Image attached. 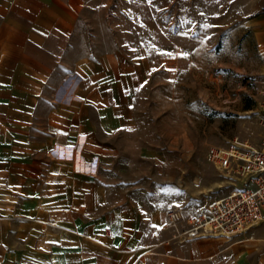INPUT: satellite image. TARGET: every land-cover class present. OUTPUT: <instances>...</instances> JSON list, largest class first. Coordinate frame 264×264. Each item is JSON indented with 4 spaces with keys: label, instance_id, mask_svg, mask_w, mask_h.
<instances>
[{
    "label": "rangeland",
    "instance_id": "1",
    "mask_svg": "<svg viewBox=\"0 0 264 264\" xmlns=\"http://www.w3.org/2000/svg\"><path fill=\"white\" fill-rule=\"evenodd\" d=\"M263 7L264 0H85L72 31L69 87L83 55L81 70L107 53L134 65L133 80L121 79L132 90L128 101L122 96L127 125L111 133L103 125L109 109L84 110L92 132L115 145L117 156L81 167L73 159L78 169L97 166L102 232L110 243L136 237V248L145 249L164 239L160 217L169 210L195 213L240 184L209 163L206 152L237 139L250 146L261 141L255 89L264 81V47L258 54L251 22ZM103 70V81L115 80ZM109 90L98 92L117 100Z\"/></svg>",
    "mask_w": 264,
    "mask_h": 264
},
{
    "label": "crops",
    "instance_id": "2",
    "mask_svg": "<svg viewBox=\"0 0 264 264\" xmlns=\"http://www.w3.org/2000/svg\"><path fill=\"white\" fill-rule=\"evenodd\" d=\"M84 4L0 0V264H264L262 223L234 238L167 243L166 213L160 217L164 239L145 249L136 248V237L110 243L103 236L97 166L78 169L73 159L81 167L101 156H117L115 145L92 132L93 121L84 110L93 104L109 109L103 125L111 133L127 125L122 96L128 101L132 90L121 79L133 80L134 65L107 53L90 58L93 67L81 70L88 60L83 55L73 64L78 77L69 87L72 31ZM251 26L255 49L262 54L264 7ZM104 68L113 83L102 80ZM103 86L120 99L103 97L98 92ZM73 144H79L77 150ZM255 237L257 243L246 242Z\"/></svg>",
    "mask_w": 264,
    "mask_h": 264
},
{
    "label": "built area",
    "instance_id": "3",
    "mask_svg": "<svg viewBox=\"0 0 264 264\" xmlns=\"http://www.w3.org/2000/svg\"><path fill=\"white\" fill-rule=\"evenodd\" d=\"M261 82L255 89L263 124L259 145L250 146L237 139L210 145L206 152L209 163L240 184L195 213L184 215L178 209L169 210L164 223L170 234L167 243L205 236L234 238L264 223V81Z\"/></svg>",
    "mask_w": 264,
    "mask_h": 264
}]
</instances>
